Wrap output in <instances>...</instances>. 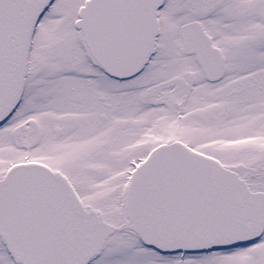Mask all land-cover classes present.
I'll return each instance as SVG.
<instances>
[{"label": "snow or ice", "instance_id": "obj_1", "mask_svg": "<svg viewBox=\"0 0 264 264\" xmlns=\"http://www.w3.org/2000/svg\"><path fill=\"white\" fill-rule=\"evenodd\" d=\"M0 264H264V0H0Z\"/></svg>", "mask_w": 264, "mask_h": 264}]
</instances>
